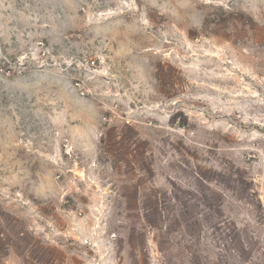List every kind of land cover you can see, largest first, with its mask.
Returning a JSON list of instances; mask_svg holds the SVG:
<instances>
[{"label": "rangeland", "instance_id": "obj_1", "mask_svg": "<svg viewBox=\"0 0 264 264\" xmlns=\"http://www.w3.org/2000/svg\"><path fill=\"white\" fill-rule=\"evenodd\" d=\"M0 264H264V0H0Z\"/></svg>", "mask_w": 264, "mask_h": 264}]
</instances>
